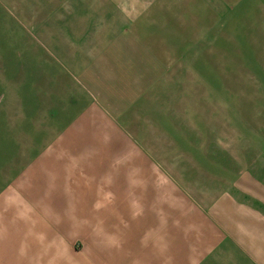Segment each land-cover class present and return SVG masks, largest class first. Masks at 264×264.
<instances>
[{
	"label": "rangeland",
	"instance_id": "obj_1",
	"mask_svg": "<svg viewBox=\"0 0 264 264\" xmlns=\"http://www.w3.org/2000/svg\"><path fill=\"white\" fill-rule=\"evenodd\" d=\"M0 264H264V0H0Z\"/></svg>",
	"mask_w": 264,
	"mask_h": 264
}]
</instances>
